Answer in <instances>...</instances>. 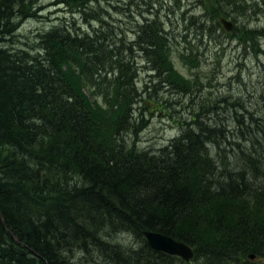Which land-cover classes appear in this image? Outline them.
I'll return each instance as SVG.
<instances>
[{"label": "trees", "instance_id": "obj_1", "mask_svg": "<svg viewBox=\"0 0 264 264\" xmlns=\"http://www.w3.org/2000/svg\"><path fill=\"white\" fill-rule=\"evenodd\" d=\"M34 3L36 0H0V264H63L65 247L73 243L80 250L93 246L110 256L111 245L97 226H108L106 221L113 220L130 232L156 230L193 248L203 240L205 247L196 254L205 264H264V119L260 121L248 111L241 116L236 113L237 126L232 128L218 117L211 118L213 124L196 120L220 108L218 101L209 102L199 106L195 118L184 122L181 134L160 151V158L138 151L130 144L132 137L128 142L125 135L143 127L142 110L157 105L151 96L158 97L159 89L148 94L147 102L133 85L135 74L130 65L119 61L125 50L114 43L108 48L102 42L74 39L58 26L50 31V42L63 50L75 46L78 56L72 58L70 69L56 73L37 56H33L36 65L22 51L6 54L9 49L4 42L19 19L18 9L25 6L22 13L28 15L27 5ZM232 4L238 14L246 15L244 3L237 0ZM261 4L262 9L255 7L263 14L264 2ZM238 32L251 41L246 47L256 52L254 31L243 25ZM164 44H151L160 57L153 56L155 77L170 93L193 91L194 81L180 76L167 62L170 53ZM85 54L88 64L97 62L102 70L86 68ZM98 78L104 88L95 93L102 98L100 102L91 101L80 88L82 80L92 88ZM75 127L87 131L86 143L96 147L98 154L104 150V158L95 152L80 158L79 146L70 138ZM237 128L241 137L233 136ZM205 142L216 149L219 161L209 157ZM54 146L57 149L48 160L73 178L40 181L38 174L30 172L35 167L32 159L39 150L45 153ZM234 150L242 158L237 166L229 161ZM135 158L138 164L124 166L125 160ZM67 160L69 165L63 164ZM201 171L222 180L217 187L204 190ZM213 187L221 192L209 195ZM226 188L228 192H224ZM18 189L24 193L16 195ZM21 200L47 210L50 216L33 214ZM202 209H206V218L200 214ZM249 254L256 258L250 260ZM119 258V264H131L129 255Z\"/></svg>", "mask_w": 264, "mask_h": 264}, {"label": "rangeland", "instance_id": "obj_2", "mask_svg": "<svg viewBox=\"0 0 264 264\" xmlns=\"http://www.w3.org/2000/svg\"><path fill=\"white\" fill-rule=\"evenodd\" d=\"M135 1L137 3L134 6L141 8L144 14L150 15L149 18H154L155 21L158 18L156 23L160 26L161 32L159 36H155V38L152 36L153 39L150 38V40L165 43L164 48L168 49L167 52L170 53L167 62L172 65L176 73L183 78L193 80L196 85L192 83L193 91L168 92V86L161 83L154 76L156 74L150 70L153 63L146 61L147 54L138 52V50L136 53L133 52L131 61L138 69L136 85L139 95L143 99H147L148 102L150 92L159 89V93L158 97L151 96L153 103L157 105L152 107L146 105L149 110L146 112L142 110V117L145 120L143 127L139 130L131 129L126 133L128 142L132 137L130 144L134 143V147H137L138 151H148L150 155L160 158V151L179 137L182 125L185 126L184 122L195 118L194 115L199 112L200 105L213 101H218L220 108L216 109L213 114L200 115L195 118L196 120L213 124L214 120L211 118L218 117L222 119L225 126L232 128V126H237L236 113L241 116V114L246 115V111H248L260 121L264 119V13L262 14L255 7L262 9L261 2L264 0H240L247 8L244 16L238 14L232 7V2L237 0ZM62 2L64 1L36 0L32 6L27 5V14L30 16L24 22L19 19L14 22L15 28L18 27L14 33L16 36L6 37L4 47L9 51L5 53H16L25 48L32 50L30 54L37 52L35 47H38V44L35 37L38 30L49 28L52 24L64 26L62 23H72L75 20L77 24L81 25L84 20L80 22V15L75 14V5L79 4L81 0ZM89 6L91 5L89 4ZM255 14L260 15L261 18L251 19V16ZM222 17L233 22L232 31L228 32L222 27L220 24ZM243 25L246 26V29L254 31L253 43L258 47L256 52L246 47V45L252 44L251 41H246V35L238 32ZM96 26L95 22L88 25L89 28ZM147 35L151 37L150 33ZM160 38H164L165 41L162 42ZM20 58H23L24 63H28L26 58ZM157 58L160 59V57ZM132 62L130 63L132 64ZM240 67H242V71L238 72ZM115 70L119 72L118 69ZM110 75L108 73V76ZM238 78L239 80H237ZM100 86V84H96L95 87L89 88L88 86L86 88L83 80L80 82V88L91 101H101V97L95 94L97 90H101ZM192 92L196 94H191ZM137 106H140V103H137ZM38 124L41 122L39 121ZM234 131V137H241L238 128ZM42 132L41 129L39 133L42 134ZM228 141L236 142L237 139L228 138ZM204 144V149L209 157L219 161L216 149L212 144L210 142ZM170 150L171 148H168V151ZM240 160H242L240 152L234 150L229 161L233 166H237V161ZM202 174L200 187L204 190H209V187L213 185L217 187V183L222 180L221 176L207 177L203 172ZM25 187L27 188V186ZM26 188L23 190H28ZM18 190L16 195L24 193L22 189ZM244 197L248 198L246 195ZM21 204L26 210L29 207L33 214H42L43 217L51 214L47 210L35 208L24 200H21ZM106 238L120 246L123 256L129 255L128 262L131 264H205L202 256L189 262L175 256H156L148 249L143 237L131 233L129 230L111 232ZM73 244L67 246L63 264L70 262L71 264H111L110 256L104 251H99L93 246H89L87 251L80 250L81 247L73 246ZM30 250L38 254L31 248ZM59 252V256L62 258L63 250ZM132 252H135L134 255Z\"/></svg>", "mask_w": 264, "mask_h": 264}, {"label": "bare ground", "instance_id": "obj_3", "mask_svg": "<svg viewBox=\"0 0 264 264\" xmlns=\"http://www.w3.org/2000/svg\"><path fill=\"white\" fill-rule=\"evenodd\" d=\"M132 1L133 0H84L81 3L75 5V14L80 15V22L81 20H84L81 25L77 24L74 20V22L72 23L70 22L62 23L64 24V26L52 24L49 28L38 30V33L35 37L37 39V44H38V47L37 46L35 47L37 52L30 54L32 50H29L27 48L22 49L21 51L29 55V57L33 60V64L37 65V62L34 58L35 56H37L38 59H41V60L43 59L44 61H47L48 66H51L56 73H59L61 70L70 69L71 63H72L71 61L73 60L72 58L78 55L75 53V50H74L75 46H73L72 48L69 45L65 47L63 50L62 46L60 47L58 44L56 45L55 43L51 44L50 31L57 29L54 27L56 26L61 27L58 29H65L72 38L82 39L85 42L87 41L102 42V44L107 45L108 48L111 47V44L114 43L116 44V48H122L123 50L126 51L124 53V56L121 57L119 61L121 62V64L126 63V65H130V68L133 70V73L135 74L133 85L138 91V87L136 85L137 79H138V77L136 76V73L138 69H136L134 63L131 61V58L133 59L131 55L133 54V52L136 53V50H138V52H141L143 50L144 52L143 51L142 52L147 54L146 61L148 62L151 61L153 63V56H157L158 49L156 48V46L151 45L155 43V41L150 40V38L153 39V37L155 38V36H159V33L161 32V30H160V26L156 23V21H158L157 20L158 18H156V21L154 20V18H149L150 15L144 14L141 8H136L134 4H132ZM62 3H65V1ZM89 4L91 6H89ZM23 9H25V6L24 7L20 6V8L18 9V18H19V21L21 22L26 21L30 16V15L23 14L22 13ZM254 18H261V16L260 15L251 16V19H254ZM91 22H95L97 26L93 28H89L88 25H90ZM17 28H12V27L10 28V32H11L10 34L14 37L16 36L14 33ZM148 33H150L151 37L147 35ZM129 35H131L130 38H129ZM62 39L64 41V36ZM145 41H147L148 43ZM56 48L58 49V51H56ZM81 51L84 53L85 49ZM150 51H151V54L149 55L148 52ZM56 56L58 57L56 58ZM83 58L85 59V62H86L85 63L86 68L96 67L98 70H102V66L97 65L98 64L97 62H95L96 65L87 63V54L83 55ZM129 61L132 62V64ZM153 66H154V63L150 67V69ZM89 69L91 70V68ZM108 78H110V76H108ZM102 82H103L102 78L95 79L96 84H102ZM84 84L86 88L88 86L90 87V85L87 82ZM93 87H95L94 83H93ZM100 89L103 90L104 88L100 86ZM70 138L72 142L74 141V143L78 144L79 146L78 150H79V153L81 154L80 158L83 156H86L87 152L97 153L96 147L94 146L89 147L88 144L86 143L87 138L89 137H88L87 131L84 130L83 128H76V127L72 128V131L70 132ZM56 149L57 147L54 146L51 149H48V151L45 153L39 150L37 154L34 156V158L32 159V161H35V167L33 166L32 168H30V172L38 174V176L40 177V181L42 179L54 181L57 177L58 179L63 178L65 180H69L73 178L72 174H70L69 172H67L68 174H64L63 171L61 172V170L55 166L56 164L54 162L48 160V157L51 158V154ZM105 154L106 152L104 150L103 151L99 150L98 156L100 158H104ZM74 157L75 158L79 157L78 153L75 154ZM50 160H52V158ZM68 161L69 160H67L63 164L69 165ZM133 163L138 164V159L135 158V159L125 160L124 166L125 165L133 166ZM65 167L68 168L66 170L70 169L69 166H65ZM27 175L31 176V174H27ZM211 191L212 192L209 195L218 194L221 192L216 187H213ZM228 191H229V188H226L224 190V192H228ZM200 214L202 218H204L206 215V209H202V213L200 212ZM102 222L104 223V221ZM106 222L108 223V226L105 223H104L105 226L102 224H99L97 226V229L105 233L103 234L104 236H109V233L111 232L128 231L127 229L123 227V225H121L120 223L114 220L110 222L108 221ZM139 231L140 233H138ZM144 232H154V233H159L165 236H168V235L163 234L162 232H159L156 230H152V229H142V230H137L136 232L131 231V233H136L145 239L148 249L154 255L156 256H163V255L164 256H168V255L175 256V257L180 258L183 261H186L180 256L170 254L169 252H166L165 250L151 247L146 240V236ZM199 242H201L200 243L201 246H199L200 244L199 245L197 244V246L194 248L192 245L183 242L185 245L191 247L190 249L192 250V253H193L192 259L197 258L196 250H199L200 248L202 249L205 247L204 244L202 243L203 240H200ZM109 244L111 245L110 246V256H111L110 263L118 264L119 263L118 260L120 259L119 257H121L122 255V249L120 248L119 245L113 242L109 241ZM64 251L67 252V247H65Z\"/></svg>", "mask_w": 264, "mask_h": 264}, {"label": "water", "instance_id": "obj_4", "mask_svg": "<svg viewBox=\"0 0 264 264\" xmlns=\"http://www.w3.org/2000/svg\"><path fill=\"white\" fill-rule=\"evenodd\" d=\"M221 23L223 24L225 30L231 31L233 26L231 21H227L226 19L222 18ZM144 234L148 244L153 248L165 250L170 254L180 256L186 261L193 257L192 250L190 249L191 247L185 245L181 241H177L170 236H165L154 232H144ZM249 258H254V255H249Z\"/></svg>", "mask_w": 264, "mask_h": 264}]
</instances>
